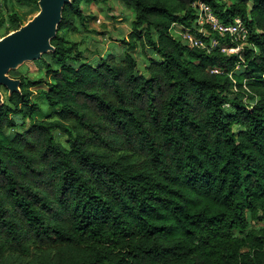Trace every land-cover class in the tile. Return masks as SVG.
<instances>
[{
	"label": "trees",
	"instance_id": "16d2710c",
	"mask_svg": "<svg viewBox=\"0 0 264 264\" xmlns=\"http://www.w3.org/2000/svg\"><path fill=\"white\" fill-rule=\"evenodd\" d=\"M108 1L65 5L44 78L1 88L0 264H264V0H201L243 41L200 35L198 0H114L124 53L90 62L71 36ZM8 2L4 36L23 25Z\"/></svg>",
	"mask_w": 264,
	"mask_h": 264
},
{
	"label": "rangeland",
	"instance_id": "374dc122",
	"mask_svg": "<svg viewBox=\"0 0 264 264\" xmlns=\"http://www.w3.org/2000/svg\"><path fill=\"white\" fill-rule=\"evenodd\" d=\"M27 1L28 0H10L5 6H8L7 10L14 6L22 16L23 24L37 13V9ZM82 7L86 13V29L74 34L71 36V39L81 42V47L85 49V56L90 62H94L97 56H104L107 53L113 54L119 58L124 53V48L121 47L122 45L120 42L122 39L126 40L130 33V20L133 17V12L124 8L114 0H109L105 5H82ZM90 15L93 16V18ZM3 34L4 29L0 30V38L4 36ZM142 56L143 54L137 49L136 57L138 61V70L140 72H143L144 66ZM13 75L14 77H25L29 81H35L40 78L43 79L45 76L42 66L36 63V61L24 63L14 71ZM38 89H43V86L40 85L31 88L36 102H40V98L37 94ZM1 92L3 95H6L4 90L1 89ZM42 115L43 114H40L38 116L41 117ZM17 120L19 119L17 118ZM19 127L18 131H20ZM23 129L24 128L21 130ZM6 133L9 137L13 135V131H7Z\"/></svg>",
	"mask_w": 264,
	"mask_h": 264
},
{
	"label": "water",
	"instance_id": "95a60500",
	"mask_svg": "<svg viewBox=\"0 0 264 264\" xmlns=\"http://www.w3.org/2000/svg\"><path fill=\"white\" fill-rule=\"evenodd\" d=\"M71 1L38 0L37 13L17 30L0 38V106L4 102L1 88L8 96L20 92V80L10 77L9 72L54 51L51 40L56 37L64 6Z\"/></svg>",
	"mask_w": 264,
	"mask_h": 264
},
{
	"label": "built area",
	"instance_id": "2783aa9c",
	"mask_svg": "<svg viewBox=\"0 0 264 264\" xmlns=\"http://www.w3.org/2000/svg\"><path fill=\"white\" fill-rule=\"evenodd\" d=\"M192 8H194L197 15L196 24L198 27V32L203 37H208L210 33L213 32L218 37L229 35L234 40L243 41L246 39L247 30L241 19L235 18L231 23H222L214 14L212 8L206 2L201 0L195 1L192 4ZM170 33L174 38H179L193 47H204L203 42L199 38L192 35L189 31L183 30L180 26L172 25ZM217 38H211L210 48H216L219 46V41ZM238 49L239 48L223 47L221 48V52L234 54L238 52Z\"/></svg>",
	"mask_w": 264,
	"mask_h": 264
}]
</instances>
